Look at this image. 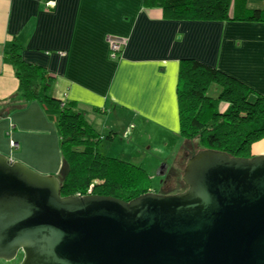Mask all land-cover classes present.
<instances>
[{
    "label": "crops",
    "instance_id": "obj_1",
    "mask_svg": "<svg viewBox=\"0 0 264 264\" xmlns=\"http://www.w3.org/2000/svg\"><path fill=\"white\" fill-rule=\"evenodd\" d=\"M249 7L262 10L264 0ZM110 37L126 39L116 58ZM15 45L25 62L54 78L52 96L78 104L103 136H117L122 117L133 133L156 126L182 140L177 86L184 60L264 94V22L177 20L144 0H0V153L45 175L61 172L60 137L43 107L23 99L9 59ZM8 127L18 148L10 146ZM251 153L264 155V138Z\"/></svg>",
    "mask_w": 264,
    "mask_h": 264
},
{
    "label": "water",
    "instance_id": "obj_2",
    "mask_svg": "<svg viewBox=\"0 0 264 264\" xmlns=\"http://www.w3.org/2000/svg\"><path fill=\"white\" fill-rule=\"evenodd\" d=\"M164 163L158 176L165 177ZM188 189L132 201L61 196L58 176L0 153V260L21 264H264V156L201 150Z\"/></svg>",
    "mask_w": 264,
    "mask_h": 264
},
{
    "label": "trees",
    "instance_id": "obj_3",
    "mask_svg": "<svg viewBox=\"0 0 264 264\" xmlns=\"http://www.w3.org/2000/svg\"><path fill=\"white\" fill-rule=\"evenodd\" d=\"M250 0H144L177 20L264 22V9ZM13 63L25 102H38L57 127L62 155L61 196L93 194L127 202L154 190L145 169L100 153L103 136L78 104L52 96L54 78L44 68L24 61L20 46L12 47ZM180 136L197 139L201 150L252 158V145L264 138V94L238 79L194 59L184 60L177 86ZM194 156V155H193ZM184 190V189H183ZM181 191V190H180Z\"/></svg>",
    "mask_w": 264,
    "mask_h": 264
},
{
    "label": "rangeland",
    "instance_id": "obj_4",
    "mask_svg": "<svg viewBox=\"0 0 264 264\" xmlns=\"http://www.w3.org/2000/svg\"><path fill=\"white\" fill-rule=\"evenodd\" d=\"M124 119L129 120L130 118L118 117L116 128L119 133L117 138L113 142L104 141L100 145V153L105 157L120 159L145 169L151 176L154 190H164L170 194L186 190L182 177L187 162L193 155L201 151L197 139L181 140L173 131L162 132L156 126H147L144 132L138 130L133 133L132 129H128V124ZM13 130L10 127L7 129V138L10 140L11 147ZM164 163H167L171 170L166 178V184L162 187L161 178L163 177L158 176V171ZM30 168L32 169V167ZM33 170L35 169L33 168ZM58 176L61 177V173ZM22 259L23 256L18 254L15 260L11 262L0 260V264H21Z\"/></svg>",
    "mask_w": 264,
    "mask_h": 264
},
{
    "label": "built area",
    "instance_id": "obj_5",
    "mask_svg": "<svg viewBox=\"0 0 264 264\" xmlns=\"http://www.w3.org/2000/svg\"><path fill=\"white\" fill-rule=\"evenodd\" d=\"M110 51L113 58H116L119 54H121L126 46V39L119 37H110ZM12 148H18V144L14 141L11 142ZM93 194V190L90 189L86 195Z\"/></svg>",
    "mask_w": 264,
    "mask_h": 264
},
{
    "label": "flooded vegetation",
    "instance_id": "obj_6",
    "mask_svg": "<svg viewBox=\"0 0 264 264\" xmlns=\"http://www.w3.org/2000/svg\"><path fill=\"white\" fill-rule=\"evenodd\" d=\"M170 170H171V168L169 167V168H168V173H167V175H166L165 177L161 178V179H162V187H164V185L166 184V181H167L166 178H167V176H168ZM185 187L188 189L187 186H185ZM187 189H186V190H187ZM186 190H183V191H177L176 193H173V194L182 193V192H185ZM151 193L165 194V195H173V194H170V193H168V192H165L164 190H153Z\"/></svg>",
    "mask_w": 264,
    "mask_h": 264
}]
</instances>
